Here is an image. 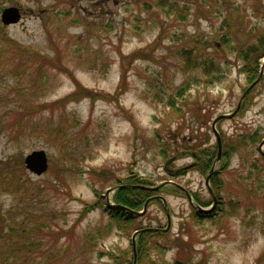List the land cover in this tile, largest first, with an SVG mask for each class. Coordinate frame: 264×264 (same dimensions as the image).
<instances>
[{"label": "rangeland", "instance_id": "374dc122", "mask_svg": "<svg viewBox=\"0 0 264 264\" xmlns=\"http://www.w3.org/2000/svg\"><path fill=\"white\" fill-rule=\"evenodd\" d=\"M164 2L0 0V169L6 161L21 185L11 188L0 174V214L8 215L5 223L11 220L9 225L16 228L0 244L20 241L17 223L31 222L44 233L37 237L48 251L38 255L37 264H49V250L57 251L50 262L58 256L59 264H101L106 251L126 248L141 228L123 231L103 206L82 218L79 213L86 202L98 199L111 209L119 206L108 179L136 171L151 176L153 185L171 180L170 186L184 190L182 197L156 193L166 206L161 200L162 206L146 207L137 222L163 229L169 208V236L190 246L188 264H264V171L253 166L264 163L258 149L264 139V80L255 83L246 101L251 105L243 113L213 124L216 117L242 108L237 105L252 81L241 71L238 51L264 37V0ZM8 6L18 7L21 18L3 24L1 11ZM135 52L149 58L131 59ZM189 56L211 58L215 65L202 71L191 67ZM263 61L259 59V70ZM122 67L126 91L118 98L91 101L71 95L75 81L115 94ZM184 83L188 88L176 99L180 115L159 97L175 94ZM251 132L255 142L233 152L218 174L224 181L219 191L223 208L211 219L195 222L187 194L204 208L214 205L207 186L215 205L219 196L210 178L205 184L209 169L171 175L193 161L185 146L197 140L210 147L214 172L222 156L216 160L218 142L222 149L235 136ZM159 136L178 139L184 145L180 153L164 156ZM37 149L48 157L45 172L15 167L13 159ZM260 149L264 153V145ZM229 199L239 200V206ZM175 251L153 249L150 257L169 263Z\"/></svg>", "mask_w": 264, "mask_h": 264}, {"label": "trees", "instance_id": "16d2710c", "mask_svg": "<svg viewBox=\"0 0 264 264\" xmlns=\"http://www.w3.org/2000/svg\"><path fill=\"white\" fill-rule=\"evenodd\" d=\"M156 3L159 6H162L163 4H166L164 0H156ZM182 18H185V16H181ZM238 57L240 58L242 65H241V71L246 74L249 81H253L256 76L258 75L259 71V59L264 57V37H259L257 43L250 44L246 47H243L238 51ZM146 58L148 59L149 56L146 54L141 53L140 55H137V53H132L130 55L131 59L134 58ZM191 58L192 61L191 67H200L202 71H205L212 66H214V62L211 58L203 57H191L189 56L186 60L189 61ZM68 72V70H67ZM218 72V71H216ZM215 72V73H216ZM212 73L211 75H213ZM219 74V73H217ZM125 77H126V67H122V73H121V80L119 81L118 85L115 88V94H108V93H102V92H96L91 89H88L81 85V83L75 81V92L71 93L74 95H77V98L84 96V97H91V101H94L96 99L101 100H111L118 98L119 95H122L125 93L126 88L125 86ZM205 78V77H204ZM203 81H206L208 83L212 82L211 80L204 79ZM263 77L259 80L263 81ZM187 83H184L181 85L175 92V94H170L167 97L163 98L160 96V101H165L166 105L171 108H177L176 105V99L181 97L182 91L187 89ZM256 85L253 86L252 89H250L243 99L242 102V110L241 113L249 106L251 103L247 104V98L251 95L252 90H254ZM246 102V103H245ZM58 103V101H56ZM177 113H180V115L183 114L182 107H179L176 109ZM196 112V111H194ZM202 115L203 119L207 117V115ZM196 119L199 121L200 124L203 123V121L198 117L195 116ZM201 121V122H200ZM182 126V125H181ZM158 137V136H157ZM184 139V137H182ZM194 138V137H193ZM159 144L162 146L161 153L164 156L168 155H174L180 153V149L183 148L184 145L182 143L178 142V139H174V137H160L159 136ZM174 139V140H173ZM182 139V140H183ZM195 139V138H194ZM256 140L255 133H242L241 135L235 136V139H232L230 142H225L222 147L221 155H222V162L220 164V169H225L227 164L229 163V158L231 154L238 149H242L243 147H246L248 144L254 143ZM185 148L190 149V155L193 157L194 160V166L193 169L201 172L206 173V171L209 169V167L212 164V160L214 157V151L210 147H201L200 144L197 142L193 143L192 145L185 146ZM11 160V159H10ZM7 162H10L7 160ZM15 167L19 168V170H23V159L21 158H15L12 160ZM2 168L0 169V174L2 173V177L6 179L8 185L13 189H20L21 185L18 184V180L16 179V175H14L15 170L8 169V164L5 162H2ZM23 165V166H22ZM254 167L258 168V171L262 172L264 171V163L258 164L257 162H254ZM250 170L247 176L250 175ZM186 172V170L183 167H179L175 169L172 172V176H179L183 175ZM220 172H214L210 177V183L214 189V191L218 194L219 200L217 202V206L222 205L224 206L225 201L222 198V196L219 194L220 188L223 187L224 181L219 179L218 174ZM113 179H108L109 181H112V184L116 186L114 193V201L117 205L115 208H107L106 212L110 216V218L113 219L114 222H116L121 228L124 230L129 231V229L136 230L139 228H143L141 225H138L139 222H137V219L140 217V215L133 213L132 211H138L142 209L145 201L153 194L156 193H164V194H173L176 196H184L183 190L172 187L170 185L161 186L159 189L153 191L148 190L145 188H142L140 186H152L154 179L151 176H142L136 171L133 173H128L125 176H112ZM94 189V187H93ZM159 195V194H156ZM196 197V194H195ZM74 198V196L72 197ZM197 198V197H196ZM195 198V199H196ZM197 200V199H196ZM211 201V200H210ZM232 203L237 204L239 206V200L233 201L230 200ZM207 204V202H205ZM152 204H161V199L154 198L148 202V206ZM104 205V203L98 199L94 203H85L83 209L80 211V218L84 217L87 212H90L91 210L100 208ZM162 206V204H161ZM129 209V210H128ZM8 215L5 213L0 214V241L5 239L6 237L11 236L12 232L16 230L14 228V225H9L10 221L5 223V220ZM191 217L194 219L195 222H202L206 218H212L213 216H210V214L205 215L202 212H199L195 209L191 212ZM77 221H79V219ZM9 227L8 230L5 231L6 227ZM17 235L21 237L20 241H14L13 243H8L7 240H5L2 244H0V264H37V257L44 256V254L48 251H44L42 248H44V243L42 241L43 238L37 237L39 234H44L40 231L38 227L32 228V223L29 222L28 225H23L21 223H17ZM15 229V230H14ZM55 236L54 234H51ZM59 236V235H58ZM5 245V246H4ZM4 246V247H3ZM176 248L173 260L169 263H166L164 260H158V259H151L150 254L151 251L157 250L159 252V249H170V248ZM135 250H136V264H188V261L192 258V253L190 252V246L186 247L185 243L182 245H178V241L176 239H172L169 236V231L163 232L160 230H149L144 231L138 234L136 238V244H135ZM52 252L51 255L47 258V261L49 264H59V257L56 256V260H53L50 262L54 254H57V251L49 250ZM99 254H102L100 251ZM104 254L107 255V260L102 262L101 264H132L133 262V249L132 245L129 244L126 248H120L113 247L106 251ZM264 256V253L261 252V258ZM101 257V256H100ZM54 258V257H53ZM58 260V261H57ZM258 261V259H257ZM46 263V262H45Z\"/></svg>", "mask_w": 264, "mask_h": 264}, {"label": "water", "instance_id": "95a60500", "mask_svg": "<svg viewBox=\"0 0 264 264\" xmlns=\"http://www.w3.org/2000/svg\"><path fill=\"white\" fill-rule=\"evenodd\" d=\"M20 18V12H19V9L17 7H6L2 10L1 12V21L3 22V24H9V23H14V22H17ZM264 70V61L261 65V68H260V71H259V74L257 76V78L254 80L253 83H255L259 78L260 76L262 75V72ZM253 83H251L249 85L252 86ZM241 101H239L240 103ZM238 103V106L240 105ZM224 116H232V113L231 114H228V115H224ZM223 115H220L218 116L213 124L220 118L224 117ZM219 141V140H218ZM264 144V139L261 141V143L259 144L258 148L259 150L261 151V147L262 145ZM262 152V151H261ZM220 153H221V146H220V142H218V153H217V158L216 160H219L220 158ZM263 153V152H262ZM264 155V153H263ZM172 158H170L169 160L166 161V163L170 162ZM24 164H25V167L32 173L34 174H37V175H40L42 174L43 172H45L47 170V167H48V158H47V155L45 153V151L43 149H37V150H32L31 152H29L27 155H25L24 157ZM213 167L214 165L211 167L208 175L206 176V180H205V184L208 185V180H209V175L210 173L212 172L213 170ZM173 182L172 181H164L163 183L159 184V185H156V186H153V187H146V186H141L142 188H146V189H150V190H156L158 189L160 186L162 185H165V184H172ZM208 190L210 191L211 195H212V198H213V206L210 207V208H204V207H201L200 205L198 204H195L192 199L190 198L189 194L188 195V198H189V201L191 203V205L198 211H202V212H205V213H208L210 212L213 207L215 206V197L214 195L212 194V191L210 190V188L207 186ZM163 199V198H162ZM163 201H165V199H163ZM146 207H147V201L146 203L144 204L143 206V209L141 211H133V210H129V211H132L133 213L135 214H141L143 213L145 210H146ZM166 217H167V225L165 228L163 229H159V228H153V227H149V228H142V229H139V230H136L134 231L132 237H131V243H132V246H133V253H134V258H133V263L132 264H136V250H135V238H136V235H138L140 232H143V231H146V230H163V231H166L169 226H170V215L167 213L166 214Z\"/></svg>", "mask_w": 264, "mask_h": 264}, {"label": "flooded vegetation", "instance_id": "af4514ba", "mask_svg": "<svg viewBox=\"0 0 264 264\" xmlns=\"http://www.w3.org/2000/svg\"><path fill=\"white\" fill-rule=\"evenodd\" d=\"M244 99V98H243ZM242 103V102H241ZM241 110H242V108L241 107H239V109H238V112L235 114V115H239L240 114V112H241ZM218 122H219V120H218ZM188 151H190V149L188 150Z\"/></svg>", "mask_w": 264, "mask_h": 264}]
</instances>
